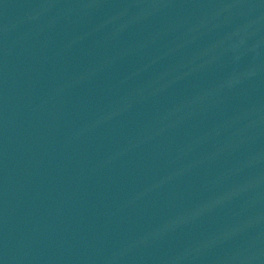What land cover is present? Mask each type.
<instances>
[{"label": "water", "instance_id": "1", "mask_svg": "<svg viewBox=\"0 0 264 264\" xmlns=\"http://www.w3.org/2000/svg\"><path fill=\"white\" fill-rule=\"evenodd\" d=\"M0 264H264V0H0Z\"/></svg>", "mask_w": 264, "mask_h": 264}]
</instances>
